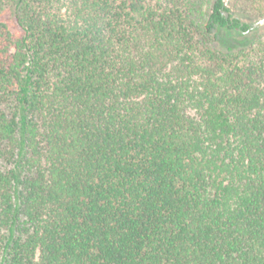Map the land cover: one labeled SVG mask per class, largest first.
Returning a JSON list of instances; mask_svg holds the SVG:
<instances>
[{"label":"trees","instance_id":"16d2710c","mask_svg":"<svg viewBox=\"0 0 264 264\" xmlns=\"http://www.w3.org/2000/svg\"><path fill=\"white\" fill-rule=\"evenodd\" d=\"M239 1L0 0V264H264Z\"/></svg>","mask_w":264,"mask_h":264},{"label":"rangeland","instance_id":"374dc122","mask_svg":"<svg viewBox=\"0 0 264 264\" xmlns=\"http://www.w3.org/2000/svg\"><path fill=\"white\" fill-rule=\"evenodd\" d=\"M7 1V0H5ZM155 2L161 0H154ZM214 0H182L184 5L192 7L194 12V19L200 23L208 13L211 2ZM11 5V4H10ZM234 14L242 13L245 16H241L245 21L249 23H255L260 19L264 18V0H240L238 4H227ZM7 14L10 18L12 9H7ZM216 45L221 48H239L248 47V50L257 48L264 51V23L255 27L252 31L246 35H239L233 33L231 36L222 33L221 36L216 40Z\"/></svg>","mask_w":264,"mask_h":264},{"label":"water","instance_id":"95a60500","mask_svg":"<svg viewBox=\"0 0 264 264\" xmlns=\"http://www.w3.org/2000/svg\"><path fill=\"white\" fill-rule=\"evenodd\" d=\"M224 13H225V15L227 17L229 16V12L228 11H225ZM263 23H264V18H262L259 21L255 22L254 25H253V27H257V26H259L260 24H263Z\"/></svg>","mask_w":264,"mask_h":264}]
</instances>
